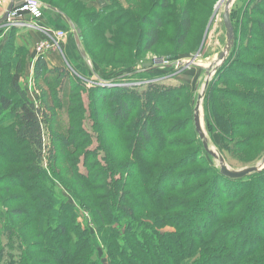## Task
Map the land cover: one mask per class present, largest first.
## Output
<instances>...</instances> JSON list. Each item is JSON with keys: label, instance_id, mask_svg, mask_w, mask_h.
Segmentation results:
<instances>
[{"label": "rangeland", "instance_id": "1", "mask_svg": "<svg viewBox=\"0 0 264 264\" xmlns=\"http://www.w3.org/2000/svg\"><path fill=\"white\" fill-rule=\"evenodd\" d=\"M37 1L43 6V13H46L45 10L55 11L69 26L64 19V16L67 17L75 29L80 30L81 40L78 50L73 49L75 59L68 61L66 50L65 55L63 50L50 51L45 55L36 53V45L47 37L35 43L32 33L29 34L25 28L8 30L0 27V58L4 52H7L5 57L8 58L7 63L0 67V94L4 92L9 77L17 74L20 90L42 113L44 138V149L39 159L29 144L16 138V119L9 118L8 111H1L0 243L6 251L3 260H8L9 255L16 259L19 255L23 256L26 245L22 240L25 237L31 245L30 249L38 251L39 255L36 262L29 264H51L46 248L42 251L35 245L43 243L36 225L25 216L17 217L21 211L35 216L39 208L43 211V220L53 212L54 217L60 215L61 221H73L76 230L87 231L101 264H126L119 258L110 259L108 263L97 232L100 215L96 208L100 207L101 199L106 195L107 198H114L115 195L110 194L119 188L116 197L121 193L125 195L128 209L133 212V218H130L133 224L145 225L151 222L145 219L155 217L158 223L154 228L158 233L165 236L182 234L175 225H180L183 217L187 218L186 221L192 218L183 211H168L167 215L158 211L157 207L155 209L158 205L151 200L153 192L150 186L171 165L170 172L179 187L175 194L168 196V204H164L169 208L176 201L190 205L209 186L211 169L217 168L216 161L203 152L193 129L192 101L197 100V95L204 92L200 106L207 139L231 170L257 165L264 156V125L255 130H245L232 140L226 139L234 126L225 129L217 126L213 101L215 93L210 95L211 91L208 93L207 90L211 88L214 77L206 88L203 87L207 76L201 66L214 60L227 44L222 21L224 0H111L99 12L108 13L107 21L118 26L109 24L97 29L89 23L91 9L87 7V0H75L82 5H74L72 0ZM255 1L234 0L230 8L235 36L233 45L238 46L252 37L249 29L253 17L256 21H264L263 16H256L251 10L259 7H253ZM1 2L0 17L5 11ZM187 7H191L192 25L185 45L178 48V21L182 9ZM154 22L162 26L159 28V41L150 52H144L146 32L154 29ZM70 33L73 35L71 29ZM7 44L12 47L11 52ZM51 52L64 60L56 67L51 66L49 61L51 69L47 67L42 76L36 78L34 67L37 59L44 61ZM82 53L85 58H82ZM193 58L195 65L184 66ZM147 64L149 67L145 66ZM61 71L63 73L59 75ZM198 80L200 85L195 90ZM218 87L229 89L222 83ZM233 88L247 91L240 86ZM117 89L126 93L123 102L127 103L125 110L129 114L124 113L127 120L118 118L114 113L115 103L111 102V98ZM12 101V111L16 113L18 105L14 98ZM119 101L116 103L121 106V99ZM231 114L237 116L236 120L229 117L232 121L251 120L241 107H233L230 114L225 115ZM241 117L244 119L241 120ZM143 124L150 134L145 133L151 138L150 145L145 147H141L143 145L139 141L144 134L141 132ZM237 130L242 128L237 127ZM252 136L257 138L252 140ZM233 142L244 144L235 147ZM78 175L83 176L79 181L89 193L82 192L75 184L74 178L78 179ZM89 177H95L96 184L88 186L83 179ZM91 187L95 190L90 191ZM193 192L195 195L187 200L176 196L178 193L184 196ZM246 200L248 198L234 211V215L217 220L218 229L227 230L232 224L246 225L248 214L242 216ZM239 202L232 200L226 205ZM101 211H104L103 207ZM174 216L175 225L166 221ZM213 217L215 219L211 224L216 220L214 213ZM50 221L48 226H54ZM120 223L118 231L122 234L126 229L125 221ZM68 238L73 242L77 236L73 232ZM261 255H255L254 261L259 260ZM3 260L0 264H5Z\"/></svg>", "mask_w": 264, "mask_h": 264}, {"label": "trees", "instance_id": "2", "mask_svg": "<svg viewBox=\"0 0 264 264\" xmlns=\"http://www.w3.org/2000/svg\"><path fill=\"white\" fill-rule=\"evenodd\" d=\"M72 4L82 5L79 1L76 3L75 0H72ZM254 6L259 7L255 10L251 9L253 13L256 16L264 17V0H256ZM60 11L66 14L64 10ZM191 14V7L182 9L180 13L178 21L179 32L176 36L178 48H182L186 43L192 25ZM108 15V13L103 11L91 10L88 16L89 23L96 29L99 26H108L109 24L118 26L117 23L107 21ZM66 16L68 15L66 14ZM153 25L154 29H149L146 32L147 40L144 52H150L159 41V28L162 26L155 22ZM249 32L252 33V37H249L245 43H241L238 46L236 44L233 45L228 58L214 75L211 88L207 89L209 90L208 93L211 91L210 95L215 93L213 101L215 103V116L218 119V128L225 129L230 128L231 125L234 126L231 134L226 137V139L229 138L230 140L239 136L245 130H255L264 125V61H261L264 59V21H256L253 17ZM7 47L11 52L12 47L9 45ZM6 53L4 52L2 54L4 57L0 58V67L7 63ZM46 68L45 61L41 58L37 59L34 67L36 78H40ZM62 73V71L59 72V75ZM18 79L17 74L11 75L5 84V88L3 87L4 92L0 94V113L1 111H8L9 118L16 119L18 126L15 130L16 138L29 144L34 150V155L40 159L44 149L43 127L40 116L42 113L38 107L26 99L25 94L18 86ZM221 83L228 86L229 89L219 88L218 86ZM236 86L243 87L247 91L236 90L233 88ZM113 93L114 97L112 96L111 102L115 103V115L122 120H127L126 118L128 117L124 116L126 113L129 114L125 110L127 103L123 102L126 93L120 92L118 89ZM208 93L206 92V95L209 98ZM138 97L140 98V95ZM12 98L16 100L15 102L18 105L16 113L12 111L14 107ZM120 99L122 107L117 105ZM233 107L244 109L251 120L235 121L237 119L235 114L225 115L230 114V109ZM229 117H233L232 119L235 120L232 121ZM240 119L244 118L241 117ZM237 127H241L242 130H237ZM141 132L144 133L139 138L140 143L143 145L141 147L150 145L151 138L148 135L150 133L145 124L142 125ZM256 138V136H252L251 139L254 140ZM242 144L244 143L233 142L235 147H240ZM170 171L171 165L153 180L154 184L150 186L153 192L151 200L158 205L155 206V209L157 207L158 211H162L163 214L169 215L168 211L174 213L183 211L186 216L192 218L189 221H186L187 218L185 217L181 218L180 225L176 224L175 216L166 219V221H172L174 225L176 224L175 226L182 231V234L165 236V234L158 233L157 229L154 228V225L158 223V218L155 217L145 219L144 221L151 220L145 225L140 223L137 225L136 223L133 224V220L130 219L133 216V212L128 209L125 195L121 193V196L116 197L119 192V188H116L114 193L110 194L115 195L114 198L113 196L107 198L106 195L104 199H101L102 204L100 207L96 208L98 209V215H100V221L98 224L96 223L98 229L97 227L96 229L101 236L108 263L110 259L119 258L126 264L128 262L130 264H243L245 262L247 264H264V170L251 175V177L230 180L221 176L218 170L211 169L212 180L209 186L205 187L203 192L199 193V196L190 205H187L188 203L183 205L176 201L169 208L168 205L164 207V204H168L170 200L168 196L175 194V190L179 187L174 182L175 177L172 176ZM77 177L78 179L74 178L75 184L82 192H88L89 190L86 191L83 188L84 185L79 181V178L83 176L78 175ZM94 178L89 177L83 180L88 186H93L96 184ZM148 178L150 179V175ZM94 190L91 187L90 191ZM193 195H195V192L184 196L178 193L176 196L181 198V200H187ZM164 198L167 199L164 200ZM247 198V206L246 204L243 205L246 207L242 213V216L248 214L247 218L249 221H247L246 225L244 226L243 223L238 226L232 224L227 230L218 229L217 225L219 223H217V220L220 221L223 218L234 215V211ZM232 200L233 202H240L226 205ZM102 207L104 211H101ZM146 210L145 207L144 213H146ZM149 210H151V207ZM42 212L38 208L36 215L31 216L21 211L18 212L17 217L25 216L30 219L29 221H32L34 226L36 225L35 229L38 234H41L40 238L43 239V243H40V246L35 245L42 251L44 247L46 248L45 252L50 258L51 264H101L97 259L94 243L87 231L76 230L77 227L73 225V221H61L60 215L58 214V216L54 217L53 212L43 220ZM213 213L216 215V220L214 224H211L213 219H215ZM125 218L129 223H127ZM50 220L53 221L54 226H48ZM121 220L125 221L124 226L126 228L122 234L118 231V227L121 226ZM73 232H75L77 239L71 242L68 235ZM22 242L26 245L23 256L19 255L16 259L9 255L8 260H3L6 251L0 243V260H3L5 264L36 262L37 256L39 257L38 253H36L38 251L30 249L31 245H29L25 237ZM9 249H11V245H9ZM257 254H262L261 258L254 261V256Z\"/></svg>", "mask_w": 264, "mask_h": 264}, {"label": "water", "instance_id": "3", "mask_svg": "<svg viewBox=\"0 0 264 264\" xmlns=\"http://www.w3.org/2000/svg\"><path fill=\"white\" fill-rule=\"evenodd\" d=\"M233 2H234V0H224V11L222 14V21H223V26H224L225 32H226L227 44H226L224 50L218 54V63L212 68V72H208L207 70L202 69L206 73V76H207V79L204 82V86H203L204 88H206L208 86L209 81L214 77V75L219 70V68L224 63V61L227 59V57L229 56V54L233 48L234 30H233L231 20H230V8H231ZM22 4H23V0H15V1L12 0V1H10L9 4L7 5L4 13L0 17V25H2L6 21L7 16H8V14L12 8L17 9L18 7L22 6ZM64 19L69 24L70 29L73 31V38L75 40L77 47H79V45H80L79 41L81 40L80 30L75 29V26L72 24V22L67 17L64 16ZM82 56H83V58H85L84 53H82ZM194 59L195 58L191 59L190 62H187L185 64L182 63V64H184V66L195 65ZM145 66L149 67V64H147ZM199 85H200V80L197 81L196 86H195V90L198 89ZM203 96H204V92L197 95L196 101H194V100L192 101V104L194 105L193 128H194L196 135L198 136V139L201 142L204 153L216 161V168H217L219 174L221 176L227 178V179H230V180H240V179H243V178H245L251 174L260 173L261 171H263L264 170V156L262 157V159L259 161V163L257 165H254L252 167H247V168H244V169H241L238 171L231 170L225 164L224 158L219 153V151H217L211 145V143L208 141L205 133L203 132V130L201 128L199 108H200Z\"/></svg>", "mask_w": 264, "mask_h": 264}, {"label": "built area", "instance_id": "4", "mask_svg": "<svg viewBox=\"0 0 264 264\" xmlns=\"http://www.w3.org/2000/svg\"><path fill=\"white\" fill-rule=\"evenodd\" d=\"M2 1L3 2H1V4L5 5L6 9L9 3L6 4L5 0ZM10 1L12 0H9V2ZM43 16V6H41V4L37 0H23L22 6L18 7L17 9L12 8L10 10L6 21L2 25H0V27L4 26L8 30L23 28L29 30H42L48 36L36 45V53L45 55L50 51H61L66 39L65 32L62 30H55L50 27H48L47 29L38 27L36 22L42 20Z\"/></svg>", "mask_w": 264, "mask_h": 264}, {"label": "crops", "instance_id": "5", "mask_svg": "<svg viewBox=\"0 0 264 264\" xmlns=\"http://www.w3.org/2000/svg\"><path fill=\"white\" fill-rule=\"evenodd\" d=\"M5 3L6 4L9 3V0H5ZM109 3H110V0H87V7H88V9L90 8L91 10L100 11L105 6H108ZM45 12L46 13H44L43 19L36 22L37 26L40 28H44V29H47L48 27H50V28L55 29V30L64 31L66 34V43H64L61 50H63V54H64V50H66L67 53H66V55L65 54L64 55L67 57L68 61H72L73 59H75L73 49L78 50V47L75 43L73 35H71V33H70L69 26L64 22V20L62 19L63 16L60 15L59 13H57L55 11L51 12L48 10H45ZM27 30H28L29 34L32 33V36L35 39V43L38 42L39 40H41L43 37L45 38L48 36L42 30H38V29H33V30L27 29ZM63 60L64 59L61 56H58L55 53H52L51 55L48 54L47 57L44 58L46 67H48L49 69H51V66H54V67L58 66V64H60ZM49 61L52 64L51 66L48 64ZM72 64L74 66H78V64H75V63H72Z\"/></svg>", "mask_w": 264, "mask_h": 264}, {"label": "bare ground", "instance_id": "6", "mask_svg": "<svg viewBox=\"0 0 264 264\" xmlns=\"http://www.w3.org/2000/svg\"><path fill=\"white\" fill-rule=\"evenodd\" d=\"M218 63V54L216 55L214 60L209 61L208 63H204L203 66H201L202 69L207 70L208 72H212V68ZM213 66V67H212ZM199 113H200V123H201V128L204 132L203 125H202V108L200 106L199 108ZM205 133V132H204ZM206 135V134H205ZM207 137V136H206ZM209 141V140H208Z\"/></svg>", "mask_w": 264, "mask_h": 264}]
</instances>
